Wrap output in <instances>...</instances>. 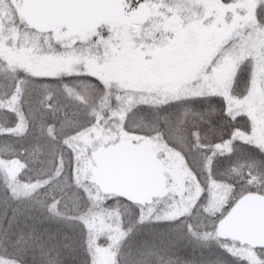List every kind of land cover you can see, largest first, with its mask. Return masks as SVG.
Returning <instances> with one entry per match:
<instances>
[{"label":"snow or ice","instance_id":"snow-or-ice-1","mask_svg":"<svg viewBox=\"0 0 264 264\" xmlns=\"http://www.w3.org/2000/svg\"><path fill=\"white\" fill-rule=\"evenodd\" d=\"M0 264H264V0H0Z\"/></svg>","mask_w":264,"mask_h":264}]
</instances>
